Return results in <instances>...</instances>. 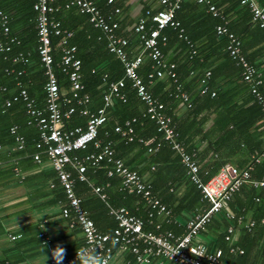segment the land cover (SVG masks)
<instances>
[{
  "label": "built area",
  "instance_id": "built-area-1",
  "mask_svg": "<svg viewBox=\"0 0 264 264\" xmlns=\"http://www.w3.org/2000/svg\"><path fill=\"white\" fill-rule=\"evenodd\" d=\"M53 1L35 0L33 5V10L36 12L37 53L45 77L43 107L38 108L35 100L24 89L19 90L11 99L6 100L4 107L9 108L13 103L19 101L23 103L27 125H34L38 134V140L34 143L35 153L31 156L32 161L38 164L41 162L42 156L49 161L66 199V206L61 211L62 217L67 218L70 213H73L83 236L81 247L96 249L99 254L106 258L110 257L109 264H111L115 252L131 255L135 264H164L165 262L172 264H228L223 262L220 249H209L208 246L198 243L196 240L214 216L223 213L227 220L235 219L227 209V204L243 185L248 184L252 188L264 190V180L252 179L250 168L238 169L225 164L217 174L202 181L198 164L178 142L171 118L164 113V106L148 91V87L152 86L155 80L168 77L175 84L174 97L186 103L188 108L191 107L187 95L181 91L180 84L176 82L175 65L167 63L161 51V45H164L167 40L166 36L162 34L166 28L178 31L179 37L182 34L180 25L175 20V12L179 9L181 0H158L164 9L155 13L147 10L145 16L133 26V31L138 35L141 46V53L133 58H129L125 51L128 46L127 39L116 34L118 23L112 20L111 14L103 15L91 0L69 1L65 8L75 7L80 14L87 15L88 22L105 35L107 49L119 60L124 73V79L108 85L101 108L93 113L84 109L80 111V114L86 118L85 127L76 126L71 129L66 127V121L74 113L73 103L82 106L88 102L89 98L87 95L80 96V92L83 90L80 81L81 63L75 56L76 48L68 46V40L72 34L62 30L60 22L54 18L56 8L52 5ZM111 2L112 0L108 1V3ZM197 2L206 4L207 11L213 18L223 20L222 15L209 0H197ZM240 3L248 6L252 22L264 30V5L259 6L254 0H240ZM118 12L119 9H115L113 14H118ZM8 22V15L0 10V52H9L10 44L17 43L16 39L10 36ZM215 33L219 37L227 38L226 51L236 65L241 68L242 80L250 85V93L264 113V82L260 73L242 56L240 42L234 34L228 32L223 25H217ZM53 37L59 39L60 58L57 63L51 42ZM182 38L190 45L186 37ZM191 54H194L193 50ZM144 56L151 61V72L147 75L146 83L138 75V68L142 64ZM20 60L24 61L21 55L12 61ZM12 72L6 71L8 74ZM59 72L67 77L68 96L62 94L59 89ZM21 73L15 74L20 76ZM209 76L210 73L207 72L205 78ZM205 78L201 79V85L206 83ZM126 81L130 82L136 98L144 104L145 115L156 124L157 132L162 134L163 140L179 156L180 162L186 170V176L199 190L201 201L206 204L204 209L189 216L185 223L184 233L181 235L163 231L159 225L152 223L156 216L168 217L169 210L152 196L151 186L142 176L129 170L121 160L114 157L109 143L101 145L97 140L98 129L106 122V111L112 106L113 101L119 100L123 103L126 101V97L121 92ZM2 90L5 89L2 88ZM206 92L205 87L199 90L200 95H204ZM213 96L212 92L211 97ZM134 122L135 119H132L125 123V130L116 127L114 132L120 134L128 142H133L135 137L131 124ZM16 132L15 126L10 129V133L14 135L15 149L22 151L26 143L22 136L16 135ZM137 141L139 144L148 146V153L155 152L159 147L157 144L152 148L151 141L143 139ZM88 144H93L98 151L83 158L78 157L76 152L84 150ZM262 157H264V153L254 161L258 162ZM102 163L110 165L107 177L118 176L121 179V190L128 195L140 197L147 208L146 219L135 215L126 207L113 208L106 203V186L94 187L93 192L101 201L105 202L108 215L115 221V227L109 234L102 233L96 228L87 210L81 206V199L74 192L75 182H87L88 169L93 171L99 168ZM72 170L75 171V176L71 172ZM51 186L54 187V185ZM236 221L240 224L242 219L237 218ZM263 222L262 220L261 223ZM255 225V221L243 223L244 229L248 232ZM232 232L233 228L229 227L225 237L226 241L230 240ZM11 239L14 240L15 237H11ZM176 247H179V252L170 257L171 250ZM78 250L63 264H72ZM229 253L241 255L243 251L230 248ZM49 264H53L51 259Z\"/></svg>",
  "mask_w": 264,
  "mask_h": 264
},
{
  "label": "trees",
  "instance_id": "trees-1",
  "mask_svg": "<svg viewBox=\"0 0 264 264\" xmlns=\"http://www.w3.org/2000/svg\"><path fill=\"white\" fill-rule=\"evenodd\" d=\"M69 1L70 0L53 1L52 5L56 8L54 18L60 22L62 30L72 34L71 38L68 40V46H74L76 48L75 56L81 63L80 81L83 86V90L80 92V96L87 95L89 98L88 102L82 106H77L73 103L72 106L74 107V113L66 121V127L71 129L78 125L80 127H85L84 122L86 123V118L80 114V111L84 109L93 113L97 109L101 108L103 106V96L107 92L108 85L112 82L124 79V73L119 60L108 51L107 39L105 35L88 22L87 15L80 14L75 7L70 6L69 8H65ZM209 1L222 15V21L211 16V14L207 11L206 4L198 3L197 0H181L179 9L175 12V20L179 23L180 29L182 30L181 36L179 37L178 31H174L170 28H166L162 32V34L167 38L165 44L161 45V51L164 54V57L165 54L169 53L172 49L173 52L177 50L179 51V53L172 57L170 62L168 61L167 63H173L175 65L174 71L176 74V82L180 84L181 91L187 95L188 102L191 104V107L187 108L192 116L197 113V109L199 107L201 111V108L211 104V100H216L217 96L218 98H221L224 94H226V92H229L230 95L240 91L241 93L246 94L244 97L245 99H243L244 101L251 98L252 106L249 107L253 110V115L255 116L254 120H264V113H262L258 102L250 93V85L244 82L240 76L241 68L236 65L235 61L229 57L226 51L227 38L225 36H217L215 33V27L217 25H223L228 32L234 34L240 42L242 56L260 73L263 82L264 73L260 69L261 67L259 63L255 62L257 59L255 53L251 54L248 50L256 46L258 42L264 43V30L260 29L257 24L252 22L248 6L242 5L240 0H227L226 2L229 4L228 7L224 6L225 3H223V1L225 0ZM34 2L35 0H0V10L7 14L10 19L8 22L10 36L14 37L17 41V43L10 44L9 52H0V148L2 146L9 145L11 147L13 146L15 149L16 145L14 135L10 133V129L15 126L17 128L16 135L22 136L26 143L24 150L18 151L15 149L17 152H20V154L23 153L30 145L33 150H35L34 143L38 140L37 130L34 125H27V116L25 114L24 105L21 101L13 103L9 108H5L4 103L6 100L11 99L15 94H17L19 90L24 89L27 94L35 100L38 108H42L44 104L45 77L37 53L38 39L36 31V12L33 10ZM95 6L103 15L111 14L112 20L118 23V30L116 31V34L120 35L121 22L117 20L114 17L115 14H113V11L118 8H112L111 12L109 11V13H105V10H103L100 5L95 4ZM11 13L20 18L19 23L22 27H24V29H26L23 31L24 33H22V37H19L16 34L17 23H11ZM144 16L145 12L143 14V17ZM231 17L235 18V20H230ZM128 34H130L128 38L126 37L127 35L125 36V34H122L128 41V46L125 51L129 58H133L135 55L133 56L131 53V42L137 43L139 42V39L138 35L133 31V28ZM182 37L187 38L191 47ZM51 42L55 51V48L58 47L59 39L53 37ZM192 50L194 51V54H191ZM257 53L258 52H256V54ZM19 55H21L24 61L26 60L27 62H22V60L18 62L12 61L13 59L19 57ZM54 57L57 63L59 60L55 56V52ZM209 59L216 60L214 62L215 67H212L211 63L206 64ZM221 67L222 69L228 70L224 77L226 80L223 82L227 81V83L234 85L231 89H229L227 84L225 87H223L224 85L222 84L219 85L220 82L217 79H220L219 77L222 74L219 69ZM6 71L13 72L8 74ZM18 72H22L20 76L16 75ZM149 72H151V61L149 59H144L138 68V75L145 83L147 82V75ZM207 72L210 73V76L205 78V74ZM204 78L206 83L201 85V79ZM238 80H241V83H238ZM58 82L61 93L63 94L62 91H66L65 96H68L69 84L67 77L59 72ZM202 87H205L207 90L204 95L199 94V90ZM2 88L5 90L3 91ZM148 91L164 106V113L166 116L171 118L172 125L178 136V142L185 148L187 153H190L191 151L187 148V142L185 141V131L183 132V126L178 125L177 118L173 115V109L176 107L177 103L181 102L179 98L174 97L175 84L173 80L168 77L155 80L154 84L148 87ZM121 92L126 97V101L124 103L119 100L113 101L112 106L106 111V121L107 119H110L112 124L108 126L107 121L98 129L97 140L102 142L106 141L105 144L108 142L109 144H112L115 141L116 144L113 151L114 157L121 160L129 170L135 171L142 176L144 180L150 184L152 196L164 204L167 209L168 203H173V189L171 192L168 186L165 187L163 192L170 196L164 199L157 198V196H155V191L158 181L161 182V180H163L164 183H168L172 180L171 175L167 176L168 169H177L179 176L190 183L191 190L188 194V196L190 195V199L183 204L185 208L191 209L193 213L204 209L206 204L201 201L199 190L186 176V170L181 164L179 156L176 155L170 149V146L163 140L162 134L157 132L156 124L145 115V106L143 108L140 107L143 103L136 98L129 81H126L125 87ZM212 92L214 93L213 98H211ZM184 105L187 106L186 103H184ZM132 119H135V122L131 124L135 138L133 142H128L120 134L115 133L114 129L116 127H120L125 130V123L131 121ZM253 121H251L250 124ZM229 123L232 122L230 121ZM25 126L31 129L33 128L36 131V134H34L31 129L25 130ZM103 137L105 138L104 140H102ZM28 138H31L32 140L29 141ZM138 139L151 141L150 146L152 148L157 144L159 147L155 152L148 153V146L139 144L137 141ZM250 139L251 145L253 146L252 149L255 151L257 150L258 154L254 156L257 158L258 155L260 156L263 154V152L262 154L258 152L261 150L262 144L260 141L254 142L253 137ZM105 144L103 143L101 145ZM133 150H136L137 153V156H135L134 159L140 157L139 164H142L143 167L146 166L149 170L155 169V171L151 173L152 179H149L150 181L142 175V172L144 171L143 167L139 169L136 165H132L129 161L131 156L129 153ZM97 151L98 150L95 149L93 144H88L84 150L77 151L76 155L83 158L84 156ZM254 162L249 167L251 169L250 173L252 178L264 179L262 178L264 176L259 174L257 175V171L255 167H253L257 165ZM223 163L224 162H221L219 165L209 164L204 165L201 168L199 167V175L202 178V181H206L210 177L214 176L220 167L224 165ZM260 165L264 166V161H262ZM108 168H110V165L108 166L105 163H102L99 168L93 170L95 172L94 174H96V178L100 180V183L108 182L112 187L120 185V192L112 193V190H108V192L106 190V203L113 208L121 206L126 207L137 215V212L133 210L132 207L135 203L136 208H138L139 211H145V216L141 218L146 219L147 208L143 200L140 197L128 195L126 192L122 191L121 179L118 176H113L110 179H107L106 172ZM88 170L89 171L86 174V177L88 176L87 178H90L93 171L91 169ZM97 172L101 173V175L98 176ZM56 183L58 184L57 180ZM98 183H95L96 186L103 185H98ZM78 184L84 185L86 190L90 192V187H88L86 183L76 181L75 185L77 186ZM244 186L245 185L242 187ZM242 187L232 196V198L242 194V196H245L248 199V203L244 206L245 208L243 207V210L253 211L256 214V225L251 230L252 232L248 233L246 230H242L240 235L243 239L237 240L233 243L231 242V237L229 241L225 240L227 229L229 227L234 228L236 226V219L239 218L240 212L238 209L235 210V208H233V205L230 202L231 200L228 202L227 207L230 210L232 209L231 211H233L232 214L235 219L229 221L223 216L221 218V222L213 220L207 225L209 228L215 226L220 230L217 238L218 245L216 244V247L212 248L210 246L208 248L220 249L222 251V260L229 257L230 259L226 260V262L231 264L233 260L239 262L247 256V254H249L252 244H250L249 248L248 240L252 239V241H255L257 240L258 234L264 235V222L261 223L262 220L264 221V190L262 191V189L258 190L251 187L249 189L244 188L246 189L244 190ZM77 190L80 192V195L78 196L82 199L81 206L85 210L88 211L89 209H93L94 204L91 202L96 201L99 207L97 210L98 212H96L97 215L101 217V214H103L107 219L113 220V218L108 215L105 202L101 201L97 195H94V199H86L83 197L84 193L80 191L81 189L79 190L75 187L76 192ZM173 210L174 208L169 211L170 214ZM89 215L90 219L100 232L105 234L111 233V230L104 231L101 229V220H98L99 218L93 214V212ZM240 224L242 225L243 222ZM114 227L115 221L113 220V228ZM146 229H149V227H146ZM230 248L242 250L243 254H230ZM261 254L264 256V244L261 249ZM232 255L235 258H233ZM234 264L237 263L234 262Z\"/></svg>",
  "mask_w": 264,
  "mask_h": 264
},
{
  "label": "crops",
  "instance_id": "crops-1",
  "mask_svg": "<svg viewBox=\"0 0 264 264\" xmlns=\"http://www.w3.org/2000/svg\"><path fill=\"white\" fill-rule=\"evenodd\" d=\"M92 1L100 5L105 10V13L111 12L112 8L119 9L118 14L114 16L121 22L119 36L123 37L125 34L127 38L130 35L128 33L132 31L133 26L138 20L143 17L146 10L157 12L164 9L158 0H112L111 3H108L109 0ZM226 1H223V3H225V7H228L229 4ZM254 1L259 6L264 4V0ZM11 17V23H17L16 34L22 37L23 31L26 29L19 23L20 18L18 16L16 17L13 13H11ZM230 20L234 21L235 18L231 17ZM130 47L133 56L141 53L139 42H131ZM54 52L59 60L60 50L56 47ZM248 52L251 54L255 53L257 58L255 62L259 63L260 69L264 73V43L258 42ZM256 52H258V55ZM178 53V50L175 52H173V49L170 50L169 53L165 54V61L170 62V59ZM144 59L148 58L144 57ZM215 61V59H209L206 64L211 63L212 67H215ZM219 69L222 72L219 77L220 79H217L220 82L219 85L222 84L225 87L227 84L229 89H231L234 85L227 83V81L223 82L226 80L224 77L228 70L222 69V67ZM238 83H241V80H238ZM62 92L64 95L66 94V91ZM228 95L229 92H226L221 98L217 96L216 100H211V104L201 108V111L199 107L197 113L192 116L187 106L182 102L177 103L173 109V115L177 118L178 125L183 126V132L185 131V135H183L187 142V148L191 151H189V154L193 156L200 168L209 164L219 165L221 162H224V165L229 164L238 169L249 168L256 159L254 156L258 154L257 150L252 149L251 137L254 138V142L260 141L262 148L258 152L261 154L262 152L264 153V120H254L253 110L249 107L252 106L251 98L244 101L243 99H245L246 94L240 91ZM140 107L143 108L144 105L141 104ZM107 121V125L110 126L112 121L110 119H107ZM230 121L232 123H229ZM251 121L253 122L250 124ZM27 129L29 130L31 128L25 126V130ZM31 131L36 134L33 128ZM104 139L103 137L102 140ZM28 140L31 141L32 139L28 138ZM99 142L105 144L106 141L102 142L99 140ZM115 144V141L110 144L113 151ZM34 153L35 150H33L31 145L21 154L13 146L8 145L0 148V264H44V262L45 264H49L51 259L50 250L58 243L66 249V256L64 258V261H66L83 245V236L76 224L73 213H70L67 218L62 217L61 211L66 206V199L63 190H61L62 188L56 183L57 178L55 172L44 156H42L40 163H34L31 158ZM129 155H131L129 161L132 165H136L139 169L143 167L142 164H139L140 157L134 159L137 156L136 150L130 152ZM262 161H264V157L260 158L258 162H254L257 166L253 167H255L257 175L264 176V166L260 165ZM143 170L142 175L150 181L149 179H152L151 173L155 169L149 170L144 166ZM71 172L75 176V171L72 170ZM94 173L93 171L90 175L91 177L87 178V182H85L90 187V192L86 190L84 185H74V192L77 197H79L80 192L78 190L76 192L75 187L79 190L81 189L80 191L84 193V198L94 199V195L96 194L93 192V188L96 186L95 183L98 182V185L103 184L106 186L107 192L108 190H112V193L120 192V185L112 187L108 182L100 183V180L96 178V174ZM97 174L98 176L101 175L98 172ZM170 175L172 180L168 183H164L163 180L157 182L155 196L161 199L168 198L170 195L163 192L165 187L168 186L170 191L173 189V203H168L167 207L169 211L172 208L174 210L168 217L164 215L156 216L152 220V223L159 225L163 231H171L176 235H181L184 233L186 221L193 214L191 209H186L183 205L190 199V195L188 196V194L191 188L190 183L179 176L177 169H168L167 176ZM107 179L110 178L107 177ZM51 185H54V187ZM250 187L247 184L242 189H249ZM256 189L261 190V188ZM230 202L235 210L238 209L240 211L239 218L242 219L243 223L249 221L256 222V214L253 211L243 210V207L248 203V199L245 196L239 194L233 197ZM91 203L94 204L95 211L94 208L89 209V212L87 211L88 215L93 212L99 218L98 220H101V229L104 231H112L113 220L107 219L103 214H101V217L98 216L96 213L99 209L98 203L96 201ZM132 207L137 212V216H145V211H139L135 203ZM228 210L231 213L233 212L231 211L232 209ZM223 216V213L218 214L211 221L221 222ZM242 230L245 231L243 224L236 223L230 236L232 243L243 239L240 235ZM219 232L220 230L215 226L211 228L207 227L200 233L196 241L208 247H216ZM11 237H15V239L12 240ZM263 241V234H258L257 240L255 241H252V239L248 240L249 248L250 244H252L251 251L241 261L236 262L233 260L232 264L234 262L237 264H264V256L261 254V249L264 244ZM45 256L48 257L46 261ZM233 258L235 257L233 256ZM229 259L227 257L223 259V262L227 263L226 260ZM127 263L135 264L131 255L115 252L111 264ZM164 264L172 263L165 262Z\"/></svg>",
  "mask_w": 264,
  "mask_h": 264
},
{
  "label": "clouds",
  "instance_id": "clouds-1",
  "mask_svg": "<svg viewBox=\"0 0 264 264\" xmlns=\"http://www.w3.org/2000/svg\"><path fill=\"white\" fill-rule=\"evenodd\" d=\"M51 260L53 264H63L64 258L66 256V249L61 245L57 244L51 250ZM179 252V247H176L171 250L170 257L174 256ZM48 257L45 256V261ZM110 257H105L97 252L96 249H89L87 247H81L76 252V259L72 264H109ZM45 264V262H44Z\"/></svg>",
  "mask_w": 264,
  "mask_h": 264
}]
</instances>
